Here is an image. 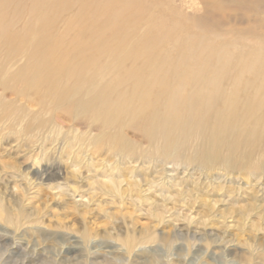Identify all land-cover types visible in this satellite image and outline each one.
I'll use <instances>...</instances> for the list:
<instances>
[{"label":"rangeland","instance_id":"374dc122","mask_svg":"<svg viewBox=\"0 0 264 264\" xmlns=\"http://www.w3.org/2000/svg\"><path fill=\"white\" fill-rule=\"evenodd\" d=\"M204 2L60 0L47 79L44 62L26 65L30 44L0 43V264H264V68L253 71L264 14L237 1L224 17ZM32 3L9 33L21 36ZM93 30L105 51L84 49ZM197 51L212 53L207 66L192 65ZM78 67L91 83L73 77ZM214 85L219 116L233 120L223 134L213 112L194 114ZM119 100L125 112L104 115Z\"/></svg>","mask_w":264,"mask_h":264},{"label":"bare ground","instance_id":"6f19581e","mask_svg":"<svg viewBox=\"0 0 264 264\" xmlns=\"http://www.w3.org/2000/svg\"><path fill=\"white\" fill-rule=\"evenodd\" d=\"M16 0H0V43L5 44V45H15L16 41H11L10 36H14V37H20L18 40L17 45H21V47L23 48V46H25V43L30 44L29 47L30 51L28 54V58L26 61V65L29 69H35V64L33 63V60H37L40 62H44L43 65L46 66L43 69H41L42 72H47V70L49 69V65L54 61V54H55V48L56 46H58V44H60V39H55V41L52 42V44L49 47L45 46L47 45V42L49 41V38L51 36L50 31L52 29V24H53V19L50 18V15L52 14V12H54L56 9V7L59 6V2L60 0H53V2H49L48 0H32L33 3L32 5L29 7L28 10V18L22 20L24 22V27H22L21 30V36L14 34V33H9L8 32V28L10 25L14 24V23H20V19L22 17V3L25 0H20L16 3V5H13V2H15ZM205 2V6H209L212 5V7L214 8V10H216L217 12L220 13V15H223L225 17V12L224 10L230 5V4H234V2H245L246 3H250L255 9L261 11L262 14H264V0H204ZM48 3V4H47ZM13 5V7L11 8V6ZM44 5H47V7L45 8V11L41 12V14L39 13L40 8ZM236 7V6H235ZM243 7H245V5H243ZM248 7V6H247ZM11 8V9H9ZM246 9V8H245ZM13 10V11H12ZM250 10L253 11V9L251 8ZM12 11V14H10V12ZM253 13L250 14V17H256L255 15H252ZM83 15H86V11L84 8H82L81 12L79 11L78 14L76 15V17H74V20H78L80 18H82ZM55 17V15H53ZM247 17V12L243 15V18H237L238 20H242L243 19V23L246 22V18ZM255 21L253 22H258L259 24H261L262 26H264V17H262V19H256L254 18ZM80 25V24H79ZM79 25H77L76 27H78ZM70 26L66 27L65 33H64V37L68 34ZM85 30V28L83 26H79L78 27V31H81L80 33H82ZM11 34V35H10ZM93 37L95 38V42L94 45L92 47H85L84 49L86 50H94L96 52H103L106 50V45L101 41V33L98 32L97 30H93L92 31ZM157 37H151L148 36V38H145V43L143 44V51L146 52L148 51L150 48H152V46L154 45V40ZM203 45L198 44V47H201ZM209 49V48H208ZM201 51V50H199ZM197 51V52H199ZM197 54V55H196ZM193 61H192V65L196 66V65H200V68H203L204 65H208V61L210 60V58H212V53L208 52V53H204V52H199V53H194L193 52ZM192 55V56H193ZM37 63V64H39ZM257 64H253V66L255 67L253 69V71L259 69H263L264 68V59L262 60H258L256 61ZM36 64V65H37ZM112 64L114 65V63L112 62ZM85 70L86 68H80L78 67L75 71H73V77H77V81L79 83L80 80L85 81L86 84L91 83V77L89 76H85ZM39 75V74H38ZM157 77L155 78H151L149 80H146L144 77L140 76L137 78V83L136 86L134 87L135 89L138 88L139 86L146 84L148 81L151 80H158V75L156 74ZM42 78H48V72L46 74H44L42 76ZM160 78V77H159ZM195 77H186L185 79L181 80V86L175 88V90L173 91L171 97H170V101L168 102V106H169V111H167L165 113V115H167V118H174L178 112H179V108L186 102L185 97L183 96L182 92L184 89V86L182 87V85L186 84L187 81L191 82V80L193 81ZM37 80V76L35 77V75L31 78L30 84H34ZM212 83H216L215 80L213 78L210 79ZM198 87L193 83V89L194 92L196 91ZM201 87H199L198 89H200ZM264 88V86H263ZM219 88L217 85L213 86V91L209 94H206L204 97H200L198 96L199 100H197L194 104H193V108H194V114L197 113L199 114L202 110L205 113H212L215 114L217 116V123L215 125V127H213L214 133L216 134V132L219 133H224L227 132L229 127L233 125V120L228 117V118H224V117H220L219 114L220 112L217 110V108L215 107V103L218 100L219 97L215 98L214 97V93L216 91H218ZM105 90H100V99H103L105 97L104 93ZM203 92V89L201 88L200 94ZM197 93V91H196ZM196 95V94H194ZM97 94L94 95H90L88 96L85 101H84V105H89L91 103L94 102L95 98H99ZM258 102L264 104V94H260L259 96H257ZM140 100H141V105L142 106H146V102H144V95L140 96ZM130 101V100H129ZM260 104V105H262ZM126 102L123 100H119L116 101L113 105H111L109 108H107L104 111V115L105 114H110L111 111H115L117 113H120L122 111V113L125 112V109L127 108L126 106ZM231 105V107L229 106ZM196 106V107H195ZM227 108H229V112H233V105L232 102H228L227 103ZM212 110V111H211ZM137 117V115H136ZM135 116L133 118H131V121L134 123L135 121ZM167 119V120H168ZM167 124V123H165ZM171 129H167V131H169ZM221 142H224V136L220 139ZM130 243V244H129ZM131 240L127 241V246L131 247Z\"/></svg>","mask_w":264,"mask_h":264}]
</instances>
